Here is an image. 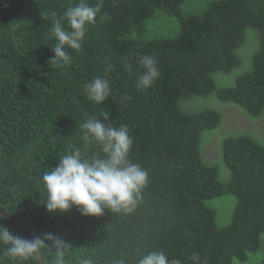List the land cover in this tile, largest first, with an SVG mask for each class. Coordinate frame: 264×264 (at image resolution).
<instances>
[{
  "label": "trees",
  "instance_id": "1",
  "mask_svg": "<svg viewBox=\"0 0 264 264\" xmlns=\"http://www.w3.org/2000/svg\"><path fill=\"white\" fill-rule=\"evenodd\" d=\"M186 1L103 0L81 50L66 48L71 63L56 68L49 63L55 44L50 28L59 20L70 30L64 13L79 0H0V209L37 238L51 233L69 244L65 264H80L82 258L138 264L152 251L181 264H193L194 252L201 264H233L234 258L246 261L250 253L264 252V134L224 139L221 153L231 178L223 183L200 148L203 132L221 124L220 111L189 112L181 105L185 98L215 95L252 118L264 115V0H211L193 14L181 8ZM86 2L95 6L99 0ZM156 11L177 17L175 36L131 35L134 29L142 32ZM250 41L258 45L251 68L233 85L219 87L215 74L232 73L241 63L238 50ZM145 55L155 57L160 70L146 90L136 87ZM96 77L109 80L103 104L89 101L84 91ZM104 111L110 113L102 121L106 125H128L133 140L128 158L148 173L137 208L87 217L75 207L48 212L44 173L75 148L83 157H103L99 145L83 139L80 125L89 116L103 120ZM225 194L234 195L236 205L231 221L219 227L207 201ZM0 226L33 240L1 213ZM44 243L42 260L54 264L53 242ZM7 248L0 241V264H39L38 257L13 258Z\"/></svg>",
  "mask_w": 264,
  "mask_h": 264
},
{
  "label": "clouds",
  "instance_id": "2",
  "mask_svg": "<svg viewBox=\"0 0 264 264\" xmlns=\"http://www.w3.org/2000/svg\"><path fill=\"white\" fill-rule=\"evenodd\" d=\"M102 7L103 0H99L95 6H90L86 0H79L64 13L70 30H66L59 20L53 22L50 31L55 44L51 49L54 56L49 59L51 66L63 68L71 63L72 57L65 49L81 50L88 26L95 24ZM139 63L143 72L136 81V87L146 90L160 76L158 61L153 56L145 55ZM124 67L132 70L127 61ZM110 70L111 65L105 71ZM84 91L89 101L103 104L111 92L109 80L96 77L85 86ZM109 119L110 113L104 111L103 120L89 116L80 125L83 139L99 145L103 157H83L81 150L75 148L61 156L56 167L44 173L42 182L47 194L44 206L48 212L64 213L75 207L82 216L87 217L100 216L106 209L111 213L128 214L137 208L141 192L148 183V173L128 158L133 143L128 125L122 124L117 128L102 122ZM45 240L53 242L54 264H65L70 245L51 233L43 234V239L30 240L14 236L7 228L0 226V241L8 245L7 252L13 258L27 260L37 257L42 246L48 247ZM190 259L193 264H201L198 253H192ZM80 264L92 262L82 258ZM117 264H125V261L121 259ZM138 264H181V261L177 258L169 260L162 251H152L140 258Z\"/></svg>",
  "mask_w": 264,
  "mask_h": 264
},
{
  "label": "rangeland",
  "instance_id": "3",
  "mask_svg": "<svg viewBox=\"0 0 264 264\" xmlns=\"http://www.w3.org/2000/svg\"><path fill=\"white\" fill-rule=\"evenodd\" d=\"M210 1L211 0H188L182 4L181 8L186 13H199L205 9L206 4ZM142 28V32L138 31V29H134L131 35L140 37L143 40L159 37L171 38L175 36L179 30V21L176 16L156 11V18L148 20ZM253 40L255 41V39ZM250 42L251 43L246 46V50L241 51L243 47L238 50L241 63L232 73L215 74V79L219 87L233 85L236 76L244 72L245 70L243 69L245 67L250 66L251 68L253 56L258 45L255 42ZM181 105L184 110L189 112L200 111L206 108H216L220 111L222 115L221 124L214 129H208L203 132L200 148L204 161L208 164L216 165L219 169V179L223 183L228 182L231 178V172L225 165L221 153L224 139L229 136H238L242 134L254 137L253 135L256 134L252 132L264 134V117H262L264 115L258 118H252L237 105L223 102L215 95L185 98L181 100ZM207 203L215 209L216 224L219 227H223L231 221L236 205V197L234 195L225 194L217 196L209 199ZM263 256V250H258L250 253L246 261L234 258L233 264H259Z\"/></svg>",
  "mask_w": 264,
  "mask_h": 264
},
{
  "label": "water",
  "instance_id": "4",
  "mask_svg": "<svg viewBox=\"0 0 264 264\" xmlns=\"http://www.w3.org/2000/svg\"><path fill=\"white\" fill-rule=\"evenodd\" d=\"M0 213L5 215L6 217L16 221L19 225H21L30 234V236L32 237L33 240L37 238L36 235L33 233V231L29 227H27L23 222H21L19 219H17L15 216H13L12 214H9V213L1 210V209H0ZM37 257H38L39 264H44L40 250H39V255Z\"/></svg>",
  "mask_w": 264,
  "mask_h": 264
}]
</instances>
